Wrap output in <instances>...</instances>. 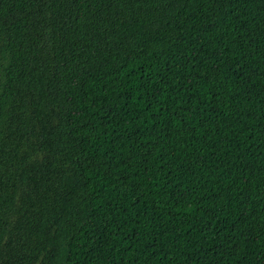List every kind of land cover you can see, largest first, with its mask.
<instances>
[{
    "label": "trees",
    "instance_id": "16d2710c",
    "mask_svg": "<svg viewBox=\"0 0 264 264\" xmlns=\"http://www.w3.org/2000/svg\"><path fill=\"white\" fill-rule=\"evenodd\" d=\"M0 264H264V0H0Z\"/></svg>",
    "mask_w": 264,
    "mask_h": 264
}]
</instances>
